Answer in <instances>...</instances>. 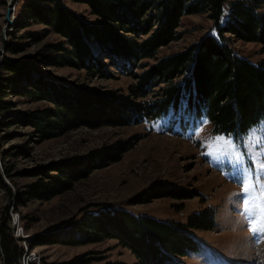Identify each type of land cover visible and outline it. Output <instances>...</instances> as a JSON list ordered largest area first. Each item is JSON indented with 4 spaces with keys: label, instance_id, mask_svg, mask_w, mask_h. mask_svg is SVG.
<instances>
[{
    "label": "trees",
    "instance_id": "trees-1",
    "mask_svg": "<svg viewBox=\"0 0 264 264\" xmlns=\"http://www.w3.org/2000/svg\"><path fill=\"white\" fill-rule=\"evenodd\" d=\"M67 1L85 4L98 20H88ZM203 12L214 21V31L183 51L159 56L162 47L177 38L183 18ZM31 24L44 28L26 31L20 38L37 44L54 33L61 40L45 43L44 53L35 59L5 55L0 60V115L14 106L5 99L10 93L48 102L49 106L22 112L10 123L31 128L40 140L83 127H134L165 118L181 129L207 120L215 134L241 136L264 121V61L239 55L229 43L231 36L264 49V0H26L13 28L18 31ZM26 47L27 43L11 40L5 50L18 54ZM45 67H70L102 78L118 73L134 83L125 93L57 77L45 72ZM132 148L119 142L87 157L41 167L34 183L23 191L17 189L14 204L51 201L95 169L119 162ZM17 153L27 154L25 148H17ZM0 189L12 195L1 174ZM192 196L189 190L159 182L129 203L149 204L162 198L186 201ZM98 207L103 208L28 239L29 248L115 240L136 257V264H185L184 258L197 246L188 230L203 231L215 222L208 211L183 225V231L173 223L135 216L121 207ZM26 254L9 225L0 224L1 264H19ZM90 262L82 256L70 264Z\"/></svg>",
    "mask_w": 264,
    "mask_h": 264
},
{
    "label": "rangeland",
    "instance_id": "rangeland-1",
    "mask_svg": "<svg viewBox=\"0 0 264 264\" xmlns=\"http://www.w3.org/2000/svg\"><path fill=\"white\" fill-rule=\"evenodd\" d=\"M25 1L16 0L13 21ZM8 2L0 0V60L5 55L35 59L38 53H44L45 43L61 40L54 33L37 44L29 38H20L26 31L40 32L44 26L31 24L18 31L13 28L14 24L7 27ZM67 4L88 20H98L85 4L72 1ZM213 28L214 21L207 12L185 16L177 38L162 47L159 56L189 48L213 32ZM230 38V45L239 55L253 62L264 61L262 45ZM11 40L27 43L28 47L18 54L6 53L5 48ZM43 70L57 77L125 93H129V86L134 83L133 78L118 73L112 78H102L70 67H45ZM5 99L14 106L0 115V123H4L0 127V174L11 188L12 195L0 189V224L9 225L16 242L27 252L19 264H70L82 256L91 260L89 264H136V257L115 240L77 247L48 245L29 248L28 239L53 226L81 218L88 211L97 213L103 208H96L97 205L121 207L135 216L173 223L183 231L195 216L210 211L215 220L210 228L188 230L197 246L184 258L185 264H264V231H252L256 216L245 209L252 197L246 196L242 188L244 182L256 184L257 173L260 181L253 196L259 195L264 186V169H261L264 164V121L250 129L259 130L254 135H250V130L241 136L215 134L207 120L181 129L179 125H170L169 118H165L134 127H83L43 141L34 137L31 128L10 123L20 113L44 108L49 103L35 102L13 93ZM119 142L133 147L119 162L95 169L76 181L70 191L51 201H32L25 206H15L13 195L17 189L23 191L34 183L41 167L57 165L77 156L87 157ZM17 148H25L27 154L19 155ZM159 182L189 190L193 196L186 201L162 198L149 204L129 203Z\"/></svg>",
    "mask_w": 264,
    "mask_h": 264
},
{
    "label": "snow or ice",
    "instance_id": "snow-or-ice-1",
    "mask_svg": "<svg viewBox=\"0 0 264 264\" xmlns=\"http://www.w3.org/2000/svg\"><path fill=\"white\" fill-rule=\"evenodd\" d=\"M259 130H250V135H254ZM226 143H231L226 141ZM261 169H264V164H261ZM260 181V174L257 173L256 184ZM256 184L251 182L242 183L243 192L246 196L252 197L249 203L245 204V209L249 214L255 215L256 219L252 225V231H264V186L260 188L259 195L253 196L256 191Z\"/></svg>",
    "mask_w": 264,
    "mask_h": 264
},
{
    "label": "water",
    "instance_id": "water-1",
    "mask_svg": "<svg viewBox=\"0 0 264 264\" xmlns=\"http://www.w3.org/2000/svg\"><path fill=\"white\" fill-rule=\"evenodd\" d=\"M16 0H9L7 12H6V20H7V27L14 24V21L12 20V14L14 11Z\"/></svg>",
    "mask_w": 264,
    "mask_h": 264
}]
</instances>
